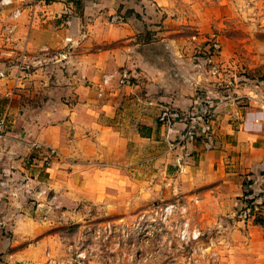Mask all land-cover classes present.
I'll use <instances>...</instances> for the list:
<instances>
[{"label":"rangeland","instance_id":"374dc122","mask_svg":"<svg viewBox=\"0 0 264 264\" xmlns=\"http://www.w3.org/2000/svg\"><path fill=\"white\" fill-rule=\"evenodd\" d=\"M64 1L70 9L52 18L63 24L61 30L51 29L52 37L35 35L52 45L19 51L17 69L38 73L40 80L22 81L17 99L42 98L43 87L61 90L66 82L59 77L77 73L90 102L107 99L115 105L113 122L124 130L123 122L136 123L145 134L137 121L150 114L169 148L188 140L207 148L200 137H234L237 131L264 137V0ZM125 68L128 81L117 83ZM107 74L113 77L103 83ZM155 93L169 99L156 103ZM172 96L190 99L180 107ZM221 122L230 129L224 135ZM6 125L3 137L11 129ZM188 129H195L194 138L180 139L190 137L183 135ZM168 159L152 166L149 182L116 167L109 188L84 190L78 200L72 194L73 202L51 191L48 206L15 216L7 229L12 248L0 253V264H264L258 227L193 189L181 194L188 179L177 178L172 165L167 171ZM248 180L245 176L243 185ZM168 203L174 208L166 216L155 211Z\"/></svg>","mask_w":264,"mask_h":264},{"label":"crops","instance_id":"0c3cea01","mask_svg":"<svg viewBox=\"0 0 264 264\" xmlns=\"http://www.w3.org/2000/svg\"><path fill=\"white\" fill-rule=\"evenodd\" d=\"M45 3H0V117L11 127L0 142V253L12 248L7 229H12L20 211L28 215L35 207L48 206L53 200L51 191L59 190L54 196L73 202L72 194L78 200L84 190L102 188L100 184L107 189L111 185L108 177L116 167H126L129 177L149 182L152 166L172 157L166 170L172 165L177 178L188 179L178 189L181 194L186 196L184 191L193 189L210 204L218 201L221 210H234L245 176L264 186V137H242L237 131L234 137H216L211 148H204L198 140L169 148L150 114H142L137 121L147 129L145 134L136 123L123 122V127L127 126L124 130L113 122L115 105L107 99L90 102L77 73L59 77V83L66 82L61 90L43 87L42 98L17 99L22 81L40 78L38 73L17 69L20 49L36 51L52 45L51 40H36L35 35L52 37V30L56 33L63 25H56L53 16L70 9L64 0ZM149 86L158 88L155 83ZM31 90L39 92L37 87ZM68 94L75 96L74 102L62 97ZM155 95L156 103L169 99L165 94ZM170 99L182 107L190 98ZM219 129L223 135L230 131L222 122ZM246 225L258 227L264 242V222Z\"/></svg>","mask_w":264,"mask_h":264},{"label":"built area","instance_id":"2783aa9c","mask_svg":"<svg viewBox=\"0 0 264 264\" xmlns=\"http://www.w3.org/2000/svg\"><path fill=\"white\" fill-rule=\"evenodd\" d=\"M46 1V0H44ZM10 0H0L1 4H7ZM18 13V9L14 10V14ZM11 29V28H10ZM9 29V30H10ZM65 40H71V37L67 36L65 37ZM59 54L62 57H65V53L59 52ZM23 56H26L25 53H23ZM113 77V74H107L104 75L102 82L108 83L111 78ZM129 73L127 69L120 70L116 75V82L117 83H125L128 81ZM166 116V112L164 111L161 115V119H164ZM6 120L4 118L0 119V142L4 136L5 130H6ZM195 133V129H188L186 133H184V136H190V137H180V139H192L194 137L193 134ZM203 144L207 148H211L216 143V138L211 137L210 135L206 137H200ZM174 208L173 203H168L164 205L163 207H158L155 209V211H160L163 213L164 216L167 215L172 209ZM235 214L237 215L238 219L245 224H254L258 223L260 220L264 219V187L256 184L254 181L248 180L243 185V190L240 195L237 196L235 200ZM181 234H188L189 227L188 223L184 222L183 225L180 228ZM192 234L194 236H197L198 233L196 231L192 230Z\"/></svg>","mask_w":264,"mask_h":264}]
</instances>
